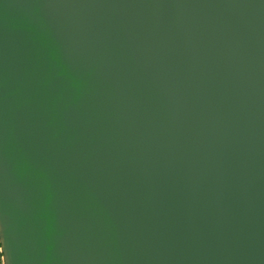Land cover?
<instances>
[{"label":"water","instance_id":"1","mask_svg":"<svg viewBox=\"0 0 264 264\" xmlns=\"http://www.w3.org/2000/svg\"><path fill=\"white\" fill-rule=\"evenodd\" d=\"M3 264H264V0H0Z\"/></svg>","mask_w":264,"mask_h":264},{"label":"rangeland","instance_id":"2","mask_svg":"<svg viewBox=\"0 0 264 264\" xmlns=\"http://www.w3.org/2000/svg\"><path fill=\"white\" fill-rule=\"evenodd\" d=\"M0 264H3V257H2V253H1V247H0Z\"/></svg>","mask_w":264,"mask_h":264},{"label":"trees","instance_id":"3","mask_svg":"<svg viewBox=\"0 0 264 264\" xmlns=\"http://www.w3.org/2000/svg\"><path fill=\"white\" fill-rule=\"evenodd\" d=\"M0 247H1V245H0Z\"/></svg>","mask_w":264,"mask_h":264}]
</instances>
